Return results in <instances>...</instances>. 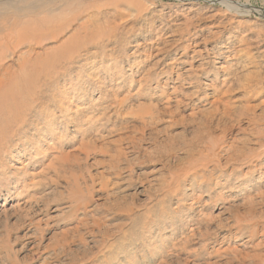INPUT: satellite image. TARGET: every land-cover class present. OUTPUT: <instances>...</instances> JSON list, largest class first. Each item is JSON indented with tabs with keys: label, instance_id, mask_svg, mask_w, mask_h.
<instances>
[{
	"label": "rangeland",
	"instance_id": "374dc122",
	"mask_svg": "<svg viewBox=\"0 0 264 264\" xmlns=\"http://www.w3.org/2000/svg\"><path fill=\"white\" fill-rule=\"evenodd\" d=\"M2 29L0 264H264V0H0Z\"/></svg>",
	"mask_w": 264,
	"mask_h": 264
},
{
	"label": "bare ground",
	"instance_id": "6f19581e",
	"mask_svg": "<svg viewBox=\"0 0 264 264\" xmlns=\"http://www.w3.org/2000/svg\"><path fill=\"white\" fill-rule=\"evenodd\" d=\"M229 5V4H228ZM12 33V36L9 34ZM17 33V32H16ZM15 32L12 30H6L2 29L0 30V58L3 59L4 56V47H7L8 45H11L12 39L15 37L14 36ZM17 45V44H16ZM3 75V74H2ZM1 76V75H0ZM4 85V84H3ZM2 83H0V87L3 86ZM2 89V88H1ZM4 118V116H2ZM259 138V137H258ZM260 139V138H259ZM1 159V158H0Z\"/></svg>",
	"mask_w": 264,
	"mask_h": 264
}]
</instances>
